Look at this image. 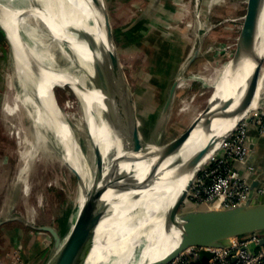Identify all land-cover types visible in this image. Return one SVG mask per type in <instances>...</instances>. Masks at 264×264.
Here are the masks:
<instances>
[{"label": "bare ground", "instance_id": "1", "mask_svg": "<svg viewBox=\"0 0 264 264\" xmlns=\"http://www.w3.org/2000/svg\"><path fill=\"white\" fill-rule=\"evenodd\" d=\"M50 1L46 4L45 0H0V19L12 40L15 74L23 89V94L11 98L13 101L8 102L5 108L8 114L13 115L25 110L36 137L43 144L48 130L61 145L59 152L62 160L76 167L80 175L77 206L69 216L63 247L58 251L52 250L49 261L51 264L64 263L70 236L86 211L98 182L93 138L101 145L107 161L103 200L112 201V210L93 224L84 247L82 264H143L164 257L180 240V214L172 221L168 218L173 203L183 195L190 181L221 148L225 137L242 119V115L230 117L228 113L242 101L245 107L249 104L250 98L244 97L256 64L252 56H264V12L260 20L254 18L251 22L252 28H257L251 41L255 46L247 49L238 64L230 59L224 65L215 67L210 74L197 72L190 76L213 86L208 99L212 105L197 114L192 121L198 118L197 123L193 125L191 122L187 127L189 130L160 161L156 157L159 145L150 143L147 151L142 149L143 158L140 161L121 164V127L115 109H112L113 80L95 61L97 58L104 59L103 52L106 53L107 49V31L101 7L96 0H56L59 3L57 7L55 0ZM76 25L98 35L102 43L100 47L92 51L80 34L70 31ZM33 28L46 29L43 34L45 46L39 45L40 37L23 39L20 33H30ZM51 45L54 53L49 54L48 47ZM206 68L208 66L205 65ZM262 71L257 85L254 87L251 84L250 87L254 100L249 112L263 105L264 69ZM104 82L107 83V91ZM185 83L183 78L178 87ZM67 84L81 105V122L86 123L93 134V138L90 135L94 158L91 162L82 151L66 114L53 98V89ZM18 135L21 139L17 180L28 190L26 176L36 143L19 130ZM129 167L139 179L145 176L144 197L142 189L132 192L136 195L134 198H129L128 193L116 195L119 171Z\"/></svg>", "mask_w": 264, "mask_h": 264}, {"label": "rangeland", "instance_id": "2", "mask_svg": "<svg viewBox=\"0 0 264 264\" xmlns=\"http://www.w3.org/2000/svg\"><path fill=\"white\" fill-rule=\"evenodd\" d=\"M104 2L123 74L134 100L142 147L147 149L150 143L165 145L183 133L208 105L213 86L190 76L197 72L210 74L215 67L233 59L247 17L249 0ZM45 32L46 29L33 28L30 33L20 34L24 39L40 37L42 42L39 45L45 46ZM48 52L54 53L52 45L48 47ZM263 69L264 60L260 65V74ZM177 78L180 81L184 78L186 85L177 88L169 118L160 122L167 94ZM262 89L264 91V82ZM54 93L60 110L66 114L76 132L82 151L88 155L90 162L94 161L88 127L81 122L78 99L68 84L55 87ZM17 94L22 95L23 89L15 74L12 40L0 19V221L4 220L0 224V264H46L52 253L53 237L50 232L38 227L52 225L63 237L66 236L67 220L77 206L80 178L62 160L59 152L61 145L48 130L43 144L36 137L25 110L18 115L8 114L5 106ZM262 109L264 106L252 109L236 127L251 126L257 121L254 112ZM18 130L36 143L26 176L28 190L17 180L21 139ZM250 138L245 144L248 163L253 150ZM217 153L218 150L214 155ZM198 176L193 180L180 213L194 207ZM141 192L144 197L145 188ZM64 216L65 225L62 226Z\"/></svg>", "mask_w": 264, "mask_h": 264}, {"label": "water", "instance_id": "3", "mask_svg": "<svg viewBox=\"0 0 264 264\" xmlns=\"http://www.w3.org/2000/svg\"><path fill=\"white\" fill-rule=\"evenodd\" d=\"M46 4L50 0H45ZM52 3V1H50ZM97 5L101 7L103 13L105 28L107 31V49L104 53V59H95L96 64L107 72L112 78V90L111 96H113V107L117 118H119L121 127V145L122 153L120 155L119 161L121 164H134L140 161L142 157V149L147 151L142 147V142L139 134L138 118H136L135 104L134 100L130 94L129 85L126 81L125 74H123L122 64L120 60V55L115 44L113 31L111 30V23L109 20L108 10L105 7L104 0H96ZM56 7L58 2L55 0ZM248 12L247 17L243 25V30L240 34L238 40V47L235 56L233 57L234 63L238 64L244 57V54L248 51L247 49H253L255 44L252 41V35L257 30V28H252V20L257 18L260 20L261 15L264 12V0H249L248 2ZM59 8V7H58ZM66 12V9H65ZM67 14V13H65ZM4 15V14H3ZM80 26V27H79ZM6 33L8 30L4 26ZM70 31L78 33L87 42V45L92 51L96 50V47L102 44L100 38L95 33L89 31V29H82L81 25L72 26ZM251 33V34H250ZM9 34V33H8ZM248 36V37H247ZM24 39V38H23ZM25 41V40H24ZM253 61L256 62L253 79L249 81V85L246 91V98L249 99V104L245 107L244 102L240 104L228 113V116L242 115V119L248 116L250 105L252 104L254 98L251 96L250 87L251 84L255 87L259 80L260 75V65L262 64L264 57L252 56ZM255 57V58H254ZM193 57L190 61H192ZM252 82V83H251ZM180 79L177 78L171 85L167 100L164 103L163 109L161 111V120L163 122L169 118L168 114L172 108V104L175 98V93L177 91ZM107 91V83L104 82ZM54 99L55 93L53 89ZM244 100V99H243ZM211 103H208L206 110L211 107ZM264 106V103L263 105ZM241 119V120H242ZM240 120V121H241ZM198 118L192 122L194 125L197 123ZM239 121V122H240ZM238 122V123H239ZM237 123V125H238ZM236 125V126H237ZM89 129V128H88ZM189 129L187 128L182 134L176 137L173 141L159 146L156 156L161 160L163 156L167 153L169 148L178 142L181 136L184 135ZM234 130V129H233ZM232 130V131H233ZM231 131V132H232ZM230 132V133H231ZM228 133V135L230 134ZM89 135L93 138V134L89 129ZM228 135L225 137L227 139ZM225 139V140H226ZM93 145L96 156V166L98 173V182L94 188L92 198L90 199L87 194L88 202L87 209L81 217L79 224L76 229L72 232L69 244L66 252V256L63 264H82L84 256V247L87 242L91 228L95 222H97L101 217L112 210V201L104 202L103 194L106 189L107 177L105 178V168L107 167V161L103 155V150L101 145L97 143L93 138ZM145 154V152H144ZM67 164L77 173L80 178L79 172L76 167ZM198 172L193 180L199 175ZM150 175V174H149ZM190 181V185L185 188L183 195L175 201L173 207L169 213V221H172L176 215L180 214L181 228H180V240L177 246L168 252L164 257L148 260L143 264H166L178 257L182 252L187 250L189 246H202V247H218L227 246L230 239L236 236L250 234L254 231H264V201H253L252 198L247 199L245 202L231 205L229 207H193L187 209L185 212L180 213V208L185 200L186 195L189 193V189L193 183ZM118 185L116 187V195L120 193H128L129 198H134V191L141 190L146 187L145 176L139 179L132 168H123L119 171L117 177ZM256 186V182L252 184V187ZM10 219H13L10 217ZM4 220L0 221V224ZM39 229L48 231L53 237L52 250H60L63 247V237L62 233L56 227L52 225H42L38 227ZM67 235V234H66ZM264 243V238L261 240ZM210 258V253H203L202 255L192 259L189 264H207ZM46 264H51L49 257Z\"/></svg>", "mask_w": 264, "mask_h": 264}, {"label": "built area", "instance_id": "4", "mask_svg": "<svg viewBox=\"0 0 264 264\" xmlns=\"http://www.w3.org/2000/svg\"><path fill=\"white\" fill-rule=\"evenodd\" d=\"M254 115L257 121L253 124L264 137V109L255 111ZM249 128L250 125L246 128L236 127L234 132L228 135L217 155L211 157L210 164L199 174L194 207H229L249 198L261 201L264 195V175L262 183L253 188V182L248 181L238 168L239 164L249 165L248 150L245 146L250 138ZM252 167L251 165L249 171ZM263 238L264 231H254L231 238L227 246H189L166 264H189L192 259L208 252L210 258L207 264H264V243L261 242Z\"/></svg>", "mask_w": 264, "mask_h": 264}, {"label": "crops", "instance_id": "5", "mask_svg": "<svg viewBox=\"0 0 264 264\" xmlns=\"http://www.w3.org/2000/svg\"><path fill=\"white\" fill-rule=\"evenodd\" d=\"M249 137L253 141L250 163L248 166L239 164L238 168L248 181L256 182V186L253 187L256 188L262 183L261 179L264 175V137L261 136L255 124H252L249 128ZM251 165L253 167L249 171ZM261 201H264V195H262Z\"/></svg>", "mask_w": 264, "mask_h": 264}, {"label": "trees", "instance_id": "6", "mask_svg": "<svg viewBox=\"0 0 264 264\" xmlns=\"http://www.w3.org/2000/svg\"><path fill=\"white\" fill-rule=\"evenodd\" d=\"M65 218H66V217L64 216L63 219H62V226L65 225ZM68 219H69V218H68ZM67 222H68V220H67ZM63 228H64V227H63ZM63 228H62V229H63Z\"/></svg>", "mask_w": 264, "mask_h": 264}]
</instances>
